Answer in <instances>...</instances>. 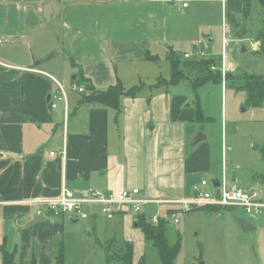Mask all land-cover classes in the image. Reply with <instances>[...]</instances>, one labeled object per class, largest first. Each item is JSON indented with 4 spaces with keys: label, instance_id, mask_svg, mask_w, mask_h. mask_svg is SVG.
<instances>
[{
    "label": "crops",
    "instance_id": "obj_1",
    "mask_svg": "<svg viewBox=\"0 0 264 264\" xmlns=\"http://www.w3.org/2000/svg\"><path fill=\"white\" fill-rule=\"evenodd\" d=\"M252 2L258 5L256 0H0V264L3 251L15 264H56L59 255L66 264V248L76 235L71 226L89 220L93 232L99 216L108 225L131 216L139 229L140 217L150 227L163 221L167 231L169 223H179L178 215L200 208L209 214L228 211L248 223V231L237 224L243 233L255 231L261 216L204 202L205 193L218 201L222 185L256 193L260 203L264 199L260 190L244 191L226 179V139L204 136L210 117L200 89L195 98L186 82L156 85L159 78H170L167 57L173 52L185 60L219 62L210 69L218 70L226 90V75L243 73L226 63L247 31ZM261 38V30L253 34L257 46ZM215 39L222 42L221 52L211 51ZM167 62L169 75L162 77L160 66ZM153 78V84L143 83ZM117 81L141 90L134 98L121 96L117 109L85 100L92 93L86 86L105 91ZM220 123L223 133V110ZM219 155L222 178L208 181L217 173L213 162ZM132 189L138 190V210L113 205L111 218L100 203L84 204V219L47 203H29L59 198L64 190L86 198ZM109 231L106 240L93 239L104 260L107 246L117 248ZM87 256L78 258L80 264Z\"/></svg>",
    "mask_w": 264,
    "mask_h": 264
},
{
    "label": "rangeland",
    "instance_id": "obj_2",
    "mask_svg": "<svg viewBox=\"0 0 264 264\" xmlns=\"http://www.w3.org/2000/svg\"><path fill=\"white\" fill-rule=\"evenodd\" d=\"M247 18V31L240 37L242 39L239 46L235 47L234 54L228 57L226 67L264 79V6L252 2ZM259 30L262 31V38L258 39L257 46L253 34L256 36ZM206 44L205 41V50L208 53ZM216 50L222 51V42L217 39L211 51ZM192 52L193 50H190L191 54ZM169 68L168 62L161 64L162 77L169 75ZM154 80L145 79L143 83L151 85ZM199 96L205 115L211 119L203 124L204 136H208L211 141L223 137L226 139L227 151L224 153L226 179L230 183L235 180L237 187L244 191L260 190L264 199V101L261 106L254 107L247 102L246 91L231 88L225 90L220 84L213 82L202 86ZM222 110L223 133L220 123ZM213 163L217 173L208 177V181H212L214 177L221 180L222 155L215 157ZM235 213L244 215L240 209H236ZM231 215L232 213L228 211L209 214L200 208L178 215L179 223L177 225L169 223L167 226L168 243L174 244L180 240V251L174 264H264V207L260 208L256 215L261 216V220L259 222L256 220L255 231L247 233L241 231ZM114 222L108 225L109 222L99 216L93 232L89 220L72 225L71 229L76 235L70 241L71 245L66 248V264H80L78 258L82 259L86 254L89 256L85 264H105L104 251L93 239L106 240L111 226L114 228L109 231V241L116 236L115 246L123 240L133 244L134 263L162 264L156 249L145 240L141 230L133 225L131 216H125L121 222L118 220ZM88 227L91 229L89 233L86 232ZM75 240L90 250L80 249L77 242L72 243ZM108 256L112 255L106 252V259ZM109 261H112L111 257Z\"/></svg>",
    "mask_w": 264,
    "mask_h": 264
},
{
    "label": "trees",
    "instance_id": "obj_3",
    "mask_svg": "<svg viewBox=\"0 0 264 264\" xmlns=\"http://www.w3.org/2000/svg\"><path fill=\"white\" fill-rule=\"evenodd\" d=\"M167 58L171 66V76L168 80L159 78L156 81V85L166 87L186 82L188 87L194 92L195 98H198L197 90L205 84L213 82L221 85L220 73L217 70L213 71L210 69V67L219 66V62L217 64L213 59L201 58L185 60L173 52ZM152 60H155V58ZM225 85L227 88L236 91H246L247 102L254 107L261 106L264 101V79L260 77L248 76L244 73L227 74L225 77ZM86 89L92 92L87 97L85 96L86 101L117 109L121 96L134 98L139 90H141V86H133L130 89H126L117 81L114 86L109 87L105 91H95L93 88L87 86ZM195 103L199 104V101L195 100ZM138 226L142 230L145 238L156 249L161 263L174 264L180 251V241L178 240L174 245L168 244L165 223L161 221L157 227H150L145 225L140 217ZM107 248L109 249L107 254L112 256H108L107 259L105 257V264H136L133 262V248L130 243L123 242L112 250L108 246ZM109 257L112 258V261H109ZM1 261L2 264H15L13 255L6 251L2 252ZM31 264L35 263L32 262ZM56 264H64L62 255L56 257ZM137 264L143 263L139 262Z\"/></svg>",
    "mask_w": 264,
    "mask_h": 264
},
{
    "label": "built area",
    "instance_id": "obj_4",
    "mask_svg": "<svg viewBox=\"0 0 264 264\" xmlns=\"http://www.w3.org/2000/svg\"><path fill=\"white\" fill-rule=\"evenodd\" d=\"M186 4H183V7H186ZM2 39H0V44L2 43ZM188 56L185 55V58ZM75 89V86H73ZM78 91H82L78 89ZM55 104H52V108H55ZM53 155V153H51ZM138 195L137 189L132 190H124L120 191L113 196L103 197L99 192L93 193L90 197L86 198H77L72 195V193L68 190H64L59 198L53 200H44V201H30L31 204L37 203H47L52 207V210L60 211L63 213H75L80 218H86V213L83 212L82 208L84 204L91 203H100L102 206V212L108 215V218H111L113 211L111 206H115L116 210H119L123 206H130L134 208L135 211L138 210L137 199ZM256 193H252L250 195H246L242 191L232 187L231 189H226L225 185H222L221 197L218 201L211 200L208 194L203 195L204 202L209 204H221L225 206L231 207H241L248 215L254 216L257 215L260 208L264 207V204L258 202L256 200ZM142 201L140 200V203ZM147 203V202H144ZM198 201H191L189 204L194 205L198 204ZM39 214V213H38ZM153 221H156V217L153 218ZM175 222H177L175 220Z\"/></svg>",
    "mask_w": 264,
    "mask_h": 264
},
{
    "label": "water",
    "instance_id": "obj_5",
    "mask_svg": "<svg viewBox=\"0 0 264 264\" xmlns=\"http://www.w3.org/2000/svg\"><path fill=\"white\" fill-rule=\"evenodd\" d=\"M256 2L259 5H263L264 0H256ZM233 218H234V220H236L237 224L240 225V227L242 228L243 231L250 230V227H249L248 223L245 221V219L238 217V216H234Z\"/></svg>",
    "mask_w": 264,
    "mask_h": 264
}]
</instances>
